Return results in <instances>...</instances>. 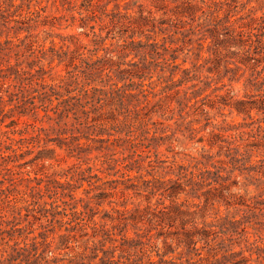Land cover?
Listing matches in <instances>:
<instances>
[{
	"label": "rangeland",
	"instance_id": "1",
	"mask_svg": "<svg viewBox=\"0 0 264 264\" xmlns=\"http://www.w3.org/2000/svg\"><path fill=\"white\" fill-rule=\"evenodd\" d=\"M115 1L119 3L120 13L116 19L118 21H111V14L116 12ZM190 1L197 5L192 19L183 13L187 0H73L63 4L60 0H36V29L32 32L35 37L30 40L36 45L49 49L53 44L59 43L61 37L73 36L80 45L91 48L92 26L93 31L105 40L104 47L117 59L122 47L119 34L126 32L124 36H128L134 32L132 40L135 41V48L125 61L142 63L144 52L150 54L154 50L152 55L145 57L144 63L152 62L150 67L156 65L152 77L153 84L148 88L150 127L156 128V141L151 140V135L136 141L142 142L143 146L151 145L149 149L138 146L134 150L132 159L141 160L138 170L129 172L115 169L103 170L101 173L97 170V162H89L93 168L92 174H97L101 179L98 185L102 189L89 194V197H92L89 204L93 209L91 212L74 218L70 225L56 219L53 225L48 227L52 230L48 234V240L52 241V258H55V264H66L70 259L77 260L81 253L93 255L91 250L98 246L102 239L99 231L102 227L110 229L117 225L119 213L124 211L130 218L124 229L125 237L141 241V245L128 250L129 262L145 264L147 257L157 260V253L163 254L171 250L164 258L175 264H233L238 259L234 258L228 262L223 260L222 247H228L232 251L242 250L243 256L250 257V253L244 250L255 245L248 246L244 241L253 243L257 235L261 238L257 245L264 247V204L256 219L248 218L247 207L242 200L257 196L264 200V114L252 110L247 117L245 114H237L230 105L225 106V103L233 104L238 100L253 102L258 106L264 95L263 81H260L257 87L248 84L251 70L244 62L246 56H251L260 61L256 63L259 65L257 69L264 67V44L260 46L256 43L261 37L250 36L252 32H264V0H203L204 4L201 0ZM90 11L95 13L96 18H88L91 16ZM80 12L86 21L85 29L80 27L83 22ZM139 17H144L145 21ZM128 22L131 29L121 25ZM227 30L229 34L231 30L235 33L240 31L245 42L239 43L240 37L234 33L235 40L227 43ZM139 32H143V35L140 36ZM84 33H88V36ZM146 37H149V40ZM215 38L218 42L214 43ZM223 39L224 42H220ZM20 50L24 51V45ZM157 53L160 57L156 56ZM98 54H102V51ZM40 65L45 69L53 68L46 76L48 82L64 73L63 66L54 67L55 63L49 64L48 57L41 59ZM184 69L189 71L188 74H185ZM173 70L175 84L179 80H183V83L172 91H166L167 83L163 81L170 78L169 74ZM157 73L162 79H158ZM147 82L146 80L145 83ZM197 92L198 96L194 99ZM198 108L203 109V112ZM41 115L42 113L34 122L36 129L41 130L40 138L36 140L33 154L26 157L24 162L35 155L42 156L43 159H38L36 164L27 165L21 170H14L15 173L20 172L21 176L0 175V181L5 179L3 185H8L11 180L18 181L12 188L23 193L32 185L24 178L28 177L27 174L30 177L36 174V195L42 194L43 200L48 202L50 192L44 191V186L52 182L53 174H56V180L68 181L70 173L74 170L73 165L79 164L80 161L69 157L65 147L57 148L54 143L47 142L56 138V135L51 133L48 122L40 120ZM22 121H28L29 124L33 122L30 117L22 118ZM207 122L209 126L203 129ZM257 126L261 127V132L256 131ZM24 127L22 123L17 126L19 129ZM221 127L228 130L220 131ZM4 130L6 128L0 126V131ZM31 132V129H27L25 136H31ZM237 133L244 134L232 147L238 146L240 152L247 151L251 154L245 166L254 167L255 170H231L227 163L229 159L226 157V150H220L218 143L210 145L217 142L215 134L228 138ZM104 138L108 141L95 142ZM115 139L116 136H100L94 141L81 142L88 143L90 150L86 156L90 159L104 156L127 161L132 153L128 149L130 144L117 142ZM99 147L101 149L97 150ZM46 149H53L54 152L47 153ZM141 153L143 156L138 157ZM203 155L211 156L212 159L205 163ZM219 161L222 164L218 163ZM195 165L208 181L215 179L216 172L224 179V201L205 204L203 197L195 199L182 193L173 202L164 199L161 201L163 205H159L158 193L149 195L152 186L169 179L176 180L178 177L175 174L179 166ZM219 166L223 170H216ZM108 172L110 175H107ZM129 177L131 182L126 184L136 187L126 191L121 183ZM80 183L82 187L76 190L75 197L86 199L84 191L88 189V185ZM114 186L116 189H111ZM212 187L220 188L219 185L213 184L203 190ZM100 192H104L108 197L98 199ZM164 206L168 207L166 212L171 218L162 221L158 211ZM78 209H81V205ZM38 211L36 207L35 217H30L34 224L26 226V230L36 228L34 235L38 234ZM62 235L66 238L60 239ZM189 235H192L194 240H199L196 243V253L186 252L184 241ZM108 247L109 244H106L105 249ZM141 249L145 255L138 261L143 252ZM95 253L97 258L94 262L99 263V258L103 255L101 251ZM118 255L119 252H116L114 256ZM250 259L247 264H254L256 256L251 255ZM27 261L28 264H44L37 254L36 259L32 254L29 255Z\"/></svg>",
	"mask_w": 264,
	"mask_h": 264
},
{
	"label": "trees",
	"instance_id": "2",
	"mask_svg": "<svg viewBox=\"0 0 264 264\" xmlns=\"http://www.w3.org/2000/svg\"><path fill=\"white\" fill-rule=\"evenodd\" d=\"M60 1L63 4L73 0ZM201 3L204 4V1L201 0ZM119 7V3L115 1L114 10L116 12L111 14V21H118L116 19H118L120 13ZM196 8V4L187 0L183 13H186L192 19ZM79 15L83 21L80 27L85 29L87 27L86 21L81 16V12ZM90 15L88 18H96L94 12L90 11ZM139 18L145 21L144 17ZM121 25L130 28V22ZM35 29L36 0H0V126L6 128V130L0 131V175L1 177L4 174L7 176H21L20 172L15 173L14 170H21L27 165L36 164V160L43 159L42 156L36 157L35 155L24 162L26 157L33 154L36 140L40 138L39 132L41 130L40 128L36 129L34 123L39 118L40 113H42L40 120L48 122L51 133L56 135V138L47 142L54 143L57 148L65 147L67 155L79 160L80 163L73 165L74 170L70 173L68 181L56 180V174H53L52 182L44 186V191L50 192L48 202L43 200L42 194L36 195V174L33 177L27 174L28 177L24 178L26 182L32 185L23 193H19L15 188H12L18 181L11 180L8 185H3L4 178L0 181V264H28L27 257L31 254L34 259H36L37 254L44 264H55L56 260L52 258V241L48 240V234L52 230H49L48 227L52 226L53 221H56V219L70 225L73 223L74 218H79L91 212L93 209L89 207V204L92 197H89V194L94 190L102 189L98 185L101 179L97 174H92L93 168L89 165V162H97V170L101 173H103V170L111 171L115 169L129 172L138 170L141 166V160L132 159V154H135L134 150L138 146L149 149L151 145L146 144L143 146L142 142L136 143V141L141 138L145 139L149 135L152 136V141H156L157 131L155 127H150L149 115L151 112L148 111L150 104L148 88L153 84L152 77L156 65L150 67L152 62L144 63L145 57L152 55L151 53H154V50L150 54L144 52L142 63L126 62L125 59L135 48V41L132 40L135 33L132 32L128 36H124V33H126L124 32L119 34L122 47L119 56L114 59L112 52L104 47L105 40L100 34L93 31L92 26L90 27L91 48L80 45L77 38L68 36L61 37L59 43L53 44L52 48L45 49L42 45H36L35 42L30 41L31 38L35 37L32 34ZM234 33L235 31L231 30L229 34L227 30L225 33L227 43L235 40ZM84 34L88 36V33ZM139 34L141 36L143 32H139ZM235 34L240 37L238 39L239 43L245 42L240 31ZM250 36L261 37V39L256 40V43L260 46L264 44V32H259V34L252 32ZM146 38L149 40V37ZM26 41H29V43H25ZM213 41L214 43L218 42L216 38ZM220 42H224V39ZM250 44L251 42L248 46ZM23 45L24 51L20 50ZM148 45L156 46V44ZM99 51H102V54H98ZM136 56L135 54L134 57ZM156 56L160 57L158 53ZM46 57L49 58V64L55 63L54 67L62 65L64 71L63 75H58L49 82L46 76L53 68L45 69L40 65L41 59ZM244 62L247 65L246 67L251 70L248 84L251 87H257L260 81H263L264 84V75H262L264 74V67L257 69L259 65L256 64L260 61L251 56H246ZM165 63L167 64V61ZM184 72L188 74L189 71L184 69ZM157 75L158 79H162L158 73ZM169 76L170 78H167L169 80L165 79L163 81L167 83L166 91H172L183 83V80H179L175 84L173 80L174 70L170 72ZM146 80L147 83H145ZM197 96L198 92L195 93L194 99ZM262 96L258 106L253 102L243 100H238L233 104L225 103V106L230 105L237 114H245L247 117L250 116L249 113L252 110L264 114V95ZM200 112L202 113L203 109H200ZM25 117L32 118L33 122L29 124L28 121H22V118ZM19 123L24 124V129L17 128ZM208 126L209 122L203 125V129ZM27 129L32 131L29 137L25 136ZM227 130L224 127L220 128V131L223 132ZM256 131L261 132V127L257 126ZM242 134L244 133H237L228 138L215 134L214 137L217 142L210 143V145L218 143L220 150H226V157L229 159L227 163L231 166V170H255L254 167L245 166L249 162L251 154L247 151L240 152L238 146L232 147L241 139ZM100 136H107L108 138L116 136L115 141L124 144L129 143L130 147L128 149L132 153L128 156V160L119 161L104 156L94 159L88 158L86 153L90 148L86 142L94 141L95 138ZM82 140L86 142L82 143ZM107 141L104 138L97 139L95 142ZM96 149L99 150L101 147ZM45 151L47 153L54 152L53 149H46ZM142 156L141 153L138 157ZM202 158L205 163L212 159L208 155H203ZM218 163L222 164L221 161ZM199 170L196 165L190 167L179 166L175 174L178 177L176 180L169 179L159 185L152 186L149 195L154 196L158 193L157 204L159 205H163L161 201L164 199L173 202L182 193L195 199L203 197L205 204L212 201H224V188L222 185L224 179L216 172L215 179L208 181V178L204 177L203 172ZM216 170H223V168L219 166ZM107 175H110L109 172ZM262 175L264 177V170ZM80 182L88 185V189L84 191L86 199L75 197L76 190L82 187ZM127 182H131L130 177L124 179L121 183L123 190H134L136 186L126 184ZM213 184L219 185L220 188L212 187L206 191L203 190ZM111 189H116V187L114 186ZM97 197L99 199L108 196L104 192H100ZM260 198V196L247 200L242 198L244 206L247 207L248 218L256 219L261 214L263 210L261 206L264 204V200H260ZM79 205H81L80 210L78 209ZM36 207L39 209L40 218H38V234L34 235L36 228L26 230V226L34 224L30 221V217H35ZM166 208L168 207L164 206L158 211L162 221L171 218L166 212ZM118 219L119 223L117 225L112 226L110 229L102 227L99 231L102 239L98 242V246L91 250L94 253L93 255L81 253L77 260L70 259L66 264H137L136 261L134 263L129 262L130 256L127 257V253L130 248L141 245V241L125 237L124 229L130 219L126 216L125 211L119 213ZM243 234H245L244 230ZM63 238L66 237L60 236V239ZM260 240L261 238L257 235V239L253 243H249L248 240L244 241L248 246L255 245L246 247V250H244L250 253V257L243 256L242 250L232 251L228 247H222L221 251L224 254H221V258L227 260V262L237 258L238 260L233 264H247L251 260V255H255L254 264H263L264 247L257 245ZM198 241L194 240L192 235H189L184 241V245L187 247L186 252L196 253L198 250L196 249V243ZM106 244H109V247L105 249ZM141 250L143 252H141L138 261H141L145 255L144 250ZM96 251H101L103 255L99 258V263L94 262L97 258ZM116 252H119L117 257L114 256ZM170 252L171 250L163 254L157 253V260L147 257L145 264H175L164 258ZM226 253L227 255H225Z\"/></svg>",
	"mask_w": 264,
	"mask_h": 264
}]
</instances>
